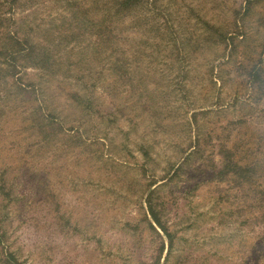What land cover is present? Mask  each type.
I'll list each match as a JSON object with an SVG mask.
<instances>
[{"label":"rangeland","instance_id":"rangeland-1","mask_svg":"<svg viewBox=\"0 0 264 264\" xmlns=\"http://www.w3.org/2000/svg\"><path fill=\"white\" fill-rule=\"evenodd\" d=\"M102 1L20 0L6 27L71 76L0 82V264H264V0H145L110 17L107 63L70 33Z\"/></svg>","mask_w":264,"mask_h":264},{"label":"trees","instance_id":"trees-1","mask_svg":"<svg viewBox=\"0 0 264 264\" xmlns=\"http://www.w3.org/2000/svg\"><path fill=\"white\" fill-rule=\"evenodd\" d=\"M19 1L20 0H0V82H3V84L7 87L14 88L18 95L23 94L22 92H30V89L32 91L31 94H34L35 91L32 83H27L22 79L21 75L23 74L25 68L38 67L39 69H41L42 75L55 78L59 76L60 81H66V79L71 76V71L67 70L60 72L58 71V69H54V64H57V58L52 56L53 54H55H52V48L55 49L54 46L51 47L50 44L45 45L41 42H38L28 33H22V36H20L17 31L7 30L6 27L8 26L10 21L13 20L12 14L14 12V9L18 8L17 6ZM54 1L57 3L63 2L65 4L63 5L64 8H66V2H70V0ZM107 2H109L108 5ZM143 3H145V0H106L104 1V3L102 1V7L100 8L101 16L99 17L97 22H92L87 19L86 15L88 13L87 11H83V3H78L77 5L74 4L72 9H69L71 10L69 19L73 24L70 33L79 35V32H75V28L79 29V31H83L84 29L87 30L89 27L94 29V33L96 34L97 39L94 46L95 53L98 54V57L103 55V60H105V62L107 63L112 52L109 51L110 34L112 32V29L110 27V17L112 15L115 18L116 16L124 17V15H121L123 14L122 11L128 10L134 6L142 5ZM30 6H34V1L30 4ZM64 40L66 39L64 38ZM66 41L67 42L65 44H68L69 41ZM112 68H114L113 65ZM124 74L125 73H122L120 75L122 77L126 76ZM83 78L85 77L82 75L76 77V79L79 81H82ZM81 88L83 87L77 89L75 88L74 92L69 91L67 93V96L75 106L79 108L82 107L83 110L87 109L90 111V109L92 108L90 93H87V89L86 92H83V89L82 91L79 90ZM33 111L35 113V121H33V124L36 126L38 125V128H40L41 130H43L42 128H44L43 133H45V130H48V128L54 129L55 124L60 125L58 126V129H61V122L55 120L54 117L50 115V111H48V109L47 111H45V109H43V105L40 106L38 103H36L33 107ZM47 126L48 128H46ZM149 208L151 209V206H149ZM153 217L158 223V220L156 219L154 214Z\"/></svg>","mask_w":264,"mask_h":264}]
</instances>
